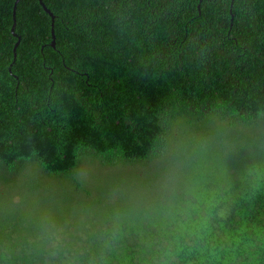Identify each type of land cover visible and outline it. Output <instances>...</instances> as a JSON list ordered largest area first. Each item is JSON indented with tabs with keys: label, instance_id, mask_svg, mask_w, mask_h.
I'll use <instances>...</instances> for the list:
<instances>
[{
	"label": "trees",
	"instance_id": "obj_1",
	"mask_svg": "<svg viewBox=\"0 0 264 264\" xmlns=\"http://www.w3.org/2000/svg\"><path fill=\"white\" fill-rule=\"evenodd\" d=\"M16 1L0 264H264V0Z\"/></svg>",
	"mask_w": 264,
	"mask_h": 264
},
{
	"label": "rangeland",
	"instance_id": "obj_2",
	"mask_svg": "<svg viewBox=\"0 0 264 264\" xmlns=\"http://www.w3.org/2000/svg\"><path fill=\"white\" fill-rule=\"evenodd\" d=\"M52 186L54 191H52L51 194L57 195L54 199V202L57 203L58 205H60L62 201L66 203L68 198L71 196L72 186H66L63 183H58V184L55 183ZM39 198H43L45 200L48 198V195L44 196L43 194H40V196L39 195L35 196V199H39ZM49 202H51V200ZM44 207L41 208V211L45 210Z\"/></svg>",
	"mask_w": 264,
	"mask_h": 264
},
{
	"label": "water",
	"instance_id": "obj_3",
	"mask_svg": "<svg viewBox=\"0 0 264 264\" xmlns=\"http://www.w3.org/2000/svg\"><path fill=\"white\" fill-rule=\"evenodd\" d=\"M20 0H17L16 1V4H15V7H14V20H15V23H14V26H13V33L15 36L19 37V41L18 43L16 44V47H15V51L17 49V47L19 46V43L21 41V36H19L17 33H16V25H17V17H16V11H17V7H18V3H19ZM41 4L44 6L45 10H47V12L51 13L53 15V13L51 12V10L46 6L44 0H40ZM55 23H53V27H54ZM53 35H54V38H56V35H55V30L53 29ZM56 41L54 40L53 42V45H55ZM17 55V54H16Z\"/></svg>",
	"mask_w": 264,
	"mask_h": 264
}]
</instances>
